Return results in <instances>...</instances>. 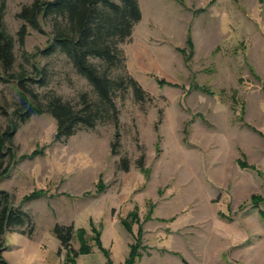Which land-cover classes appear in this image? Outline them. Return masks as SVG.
<instances>
[{
  "label": "rangeland",
  "instance_id": "rangeland-1",
  "mask_svg": "<svg viewBox=\"0 0 264 264\" xmlns=\"http://www.w3.org/2000/svg\"><path fill=\"white\" fill-rule=\"evenodd\" d=\"M4 1L16 40L15 15L33 0ZM138 3L141 20L119 46L124 67L111 75L134 78L145 101L117 92V126L80 127L59 141L48 114L17 125L0 190L29 219L3 236L8 264H124L131 245L134 264H264V0ZM42 28H28L23 48L15 42V69L23 65L43 100L92 95L64 55L38 54L50 39ZM17 99L15 84L0 82V131ZM56 224L96 229L101 249L90 241L89 254L68 261ZM71 247L79 250L76 236Z\"/></svg>",
  "mask_w": 264,
  "mask_h": 264
},
{
  "label": "trees",
  "instance_id": "trees-1",
  "mask_svg": "<svg viewBox=\"0 0 264 264\" xmlns=\"http://www.w3.org/2000/svg\"><path fill=\"white\" fill-rule=\"evenodd\" d=\"M5 10V1L0 0V82L14 83L18 99L7 128L0 131V179L7 175L11 162L15 159L13 137L17 125L25 123L31 116L50 115L56 124L54 140L59 141L73 136L80 127L93 128L108 121L117 126L118 110L113 100L117 92L123 93L131 89L138 102H144L147 97L131 76L111 75L113 70L124 67V56L119 46L130 38L135 24L141 20L138 0H33L30 4L23 5L15 15L21 22L15 34L16 40L7 31ZM43 24L50 28V39L38 54L49 56L57 52L64 55L75 73L91 87L92 95L80 93L76 104L64 101L57 95L41 99L31 88L35 80L28 76L23 65L15 69V42L23 48L28 28L43 33ZM186 41L191 45L189 38ZM33 69L39 76L42 75V69L34 65ZM40 83L43 85V81ZM6 113L0 103V114L6 116ZM114 138L111 153H115L118 145L116 130ZM238 164L242 169L249 168L243 160ZM120 165L122 170H128L126 161L122 160ZM139 166L141 168V162ZM35 197L36 194L32 192L25 197L24 202ZM28 219L24 211L13 206L11 196L0 190V264H8L3 257L4 234L12 227L23 225ZM53 232L60 247L65 250L68 261L79 255L89 254L90 241L101 249L100 234L94 228L92 236H87L83 229L74 232L72 225L56 224ZM31 233L32 228L29 229L28 236ZM74 236L79 242V250L71 247ZM137 257V248L131 245L124 264H134Z\"/></svg>",
  "mask_w": 264,
  "mask_h": 264
},
{
  "label": "crops",
  "instance_id": "crops-1",
  "mask_svg": "<svg viewBox=\"0 0 264 264\" xmlns=\"http://www.w3.org/2000/svg\"><path fill=\"white\" fill-rule=\"evenodd\" d=\"M27 239H28V240H31L32 238H28V237H27ZM3 254H4V256H3V257L6 259V256H5V251L3 252ZM79 258H80V256H79ZM76 260L78 261V259H76ZM6 261H7V259H6Z\"/></svg>",
  "mask_w": 264,
  "mask_h": 264
}]
</instances>
